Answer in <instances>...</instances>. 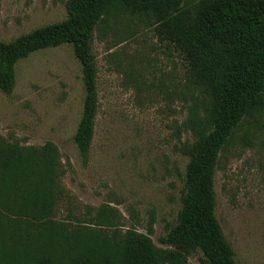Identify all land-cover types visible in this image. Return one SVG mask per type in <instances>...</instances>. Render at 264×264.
Returning a JSON list of instances; mask_svg holds the SVG:
<instances>
[{
	"label": "rangeland",
	"instance_id": "rangeland-1",
	"mask_svg": "<svg viewBox=\"0 0 264 264\" xmlns=\"http://www.w3.org/2000/svg\"><path fill=\"white\" fill-rule=\"evenodd\" d=\"M67 0H0V41L10 42L67 17ZM197 0H186L192 9ZM99 109L88 157L74 136L84 106L82 66L71 45L21 61L11 95L0 91V138L21 147L58 149L51 219L71 228L129 229L160 249L182 208L189 130L202 92L186 62L160 42L143 17L114 12L96 27ZM216 218L238 264H264V109L246 119L220 156ZM17 218L16 216H12ZM21 218L19 233H26ZM11 245V243H8ZM195 253L190 264H201Z\"/></svg>",
	"mask_w": 264,
	"mask_h": 264
},
{
	"label": "trees",
	"instance_id": "trees-1",
	"mask_svg": "<svg viewBox=\"0 0 264 264\" xmlns=\"http://www.w3.org/2000/svg\"><path fill=\"white\" fill-rule=\"evenodd\" d=\"M185 1L67 0L64 21L0 41V91L6 95L14 91L21 61L73 47L85 91L74 142L85 158L99 109L93 35L114 12L145 18L159 41L181 54L190 84L204 96L189 119L196 141L180 150L188 159L184 194L176 224L161 238L166 249L132 229L110 237L54 222V189L62 176L57 147L24 148L0 138V264H190L195 253L203 256L201 264H238L216 218L215 174L242 123L264 109V0H197L192 9Z\"/></svg>",
	"mask_w": 264,
	"mask_h": 264
}]
</instances>
